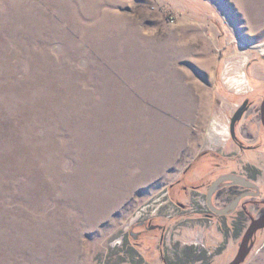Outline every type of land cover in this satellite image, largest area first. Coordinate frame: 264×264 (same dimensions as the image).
I'll list each match as a JSON object with an SVG mask.
<instances>
[{
	"label": "rangeland",
	"instance_id": "obj_1",
	"mask_svg": "<svg viewBox=\"0 0 264 264\" xmlns=\"http://www.w3.org/2000/svg\"><path fill=\"white\" fill-rule=\"evenodd\" d=\"M263 102L264 0H0V264H231Z\"/></svg>",
	"mask_w": 264,
	"mask_h": 264
},
{
	"label": "water",
	"instance_id": "obj_2",
	"mask_svg": "<svg viewBox=\"0 0 264 264\" xmlns=\"http://www.w3.org/2000/svg\"><path fill=\"white\" fill-rule=\"evenodd\" d=\"M262 115H261V119H262V123L264 125V102L262 104V109H261ZM225 180H230L233 182V184H239V185H243V186H247V187H254L253 185H251L250 183L246 182L244 179L242 178H238L235 176H226L223 177L222 179H220L217 184H215L212 187L211 190V194L214 192L215 188L218 187V184L221 183L222 181ZM210 194V196H211ZM211 198V197H210ZM211 205V203H210ZM214 211L218 214H223L226 213L227 210H222V211H217L214 209ZM264 229V215L261 216L260 218L253 220L251 226L249 227V229L247 230L243 241H242V246L241 249L236 257V259L231 263V264H242L247 257L249 256L252 247H253V242L252 240L254 239L255 235L258 233V231L263 230Z\"/></svg>",
	"mask_w": 264,
	"mask_h": 264
},
{
	"label": "flooded vegetation",
	"instance_id": "obj_3",
	"mask_svg": "<svg viewBox=\"0 0 264 264\" xmlns=\"http://www.w3.org/2000/svg\"><path fill=\"white\" fill-rule=\"evenodd\" d=\"M237 187L238 186H234L231 183L222 184L221 186H219V190L217 191L216 195H217V198L219 200H221L224 205H226L225 209H223V210L230 209V206L228 205V203L231 202L232 200H234L235 198L243 197L244 194H246V195L250 194L252 197L257 194V193H253L254 191H252V190H243V191L238 190V189L236 190ZM226 190L229 191V192H227V194H225V192H224ZM224 196H225V198H223ZM252 197H248V198H252ZM241 201L239 202V204L241 203Z\"/></svg>",
	"mask_w": 264,
	"mask_h": 264
},
{
	"label": "crops",
	"instance_id": "obj_4",
	"mask_svg": "<svg viewBox=\"0 0 264 264\" xmlns=\"http://www.w3.org/2000/svg\"><path fill=\"white\" fill-rule=\"evenodd\" d=\"M202 164V166H203V168H204V171H208L209 170V167H208V163H207V160L206 159H203V162L201 163ZM199 166H201V165H199ZM198 168V167H197ZM206 176V175H205ZM204 176V177H205ZM132 248H134V249H136V247L133 245L132 246ZM132 256L134 255V257L135 258H137V259H139V257H136V255H137V253L135 252V254H131ZM141 258V257H140ZM143 258V257H142ZM143 260H144V258H143Z\"/></svg>",
	"mask_w": 264,
	"mask_h": 264
}]
</instances>
